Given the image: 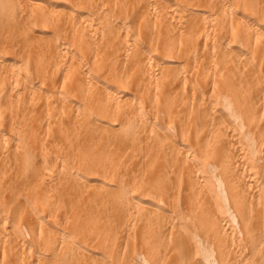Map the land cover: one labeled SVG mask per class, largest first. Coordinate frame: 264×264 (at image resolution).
I'll use <instances>...</instances> for the list:
<instances>
[{
  "label": "bare ground",
  "instance_id": "6f19581e",
  "mask_svg": "<svg viewBox=\"0 0 264 264\" xmlns=\"http://www.w3.org/2000/svg\"><path fill=\"white\" fill-rule=\"evenodd\" d=\"M261 191L264 0H0V264H264Z\"/></svg>",
  "mask_w": 264,
  "mask_h": 264
},
{
  "label": "rangeland",
  "instance_id": "374dc122",
  "mask_svg": "<svg viewBox=\"0 0 264 264\" xmlns=\"http://www.w3.org/2000/svg\"><path fill=\"white\" fill-rule=\"evenodd\" d=\"M256 200H261V201H264V191H261L257 194V198ZM260 224V223H258ZM259 228V227H258Z\"/></svg>",
  "mask_w": 264,
  "mask_h": 264
}]
</instances>
